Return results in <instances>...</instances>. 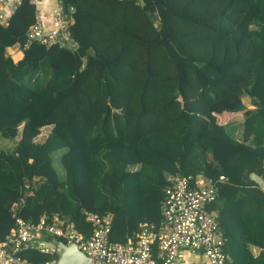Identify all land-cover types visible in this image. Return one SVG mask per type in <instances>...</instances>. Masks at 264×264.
Returning a JSON list of instances; mask_svg holds the SVG:
<instances>
[{
  "label": "trees",
  "instance_id": "16d2710c",
  "mask_svg": "<svg viewBox=\"0 0 264 264\" xmlns=\"http://www.w3.org/2000/svg\"><path fill=\"white\" fill-rule=\"evenodd\" d=\"M63 3L74 49L26 45L34 0L0 22V241L17 216L53 213L88 239L89 210L112 212L110 241L125 244L142 222L163 224L165 188L192 176L217 190L208 210L227 264H264V0ZM225 114L242 115L239 136ZM61 149L64 178L53 163Z\"/></svg>",
  "mask_w": 264,
  "mask_h": 264
},
{
  "label": "built area",
  "instance_id": "2783aa9c",
  "mask_svg": "<svg viewBox=\"0 0 264 264\" xmlns=\"http://www.w3.org/2000/svg\"><path fill=\"white\" fill-rule=\"evenodd\" d=\"M21 0H0V22L6 24ZM39 3L41 0H34ZM73 7H70L72 10ZM70 15L63 0H54V21L52 28H45L42 19L27 32L28 45L31 42L50 44L59 41L62 47L75 48L70 28ZM264 175V163H263ZM224 179V176L220 177ZM217 190L212 184H202L192 176H178L165 188L162 213L163 224L156 228L153 222L141 223L136 238L127 243H112L110 232L113 213L100 214L84 210L94 230L85 239L74 224H61L57 213L44 214L35 222L21 216L16 217V227L0 241V264H53L46 261L35 263L22 255L32 247L42 251H53L47 245L49 237L55 236L66 243H76L91 258L90 264H171L181 249L202 251L210 264H227L224 250L225 237L213 211L208 206L216 199ZM157 243L158 252L154 253Z\"/></svg>",
  "mask_w": 264,
  "mask_h": 264
},
{
  "label": "crops",
  "instance_id": "0c3cea01",
  "mask_svg": "<svg viewBox=\"0 0 264 264\" xmlns=\"http://www.w3.org/2000/svg\"><path fill=\"white\" fill-rule=\"evenodd\" d=\"M38 15L42 19L43 24L46 29L52 28L55 25L54 0H41L38 3ZM9 53L11 54L14 60H18L23 57L24 50L21 44L17 43L9 49ZM247 100L248 102H245V103L247 105H250V98L247 97ZM197 181L202 184L210 183L208 179L202 178V177L197 178ZM252 250H253V253L256 255L260 251L259 247H256V246H253ZM171 264H210V261L202 251L196 250V249L185 248V249L180 250L177 259Z\"/></svg>",
  "mask_w": 264,
  "mask_h": 264
},
{
  "label": "water",
  "instance_id": "95a60500",
  "mask_svg": "<svg viewBox=\"0 0 264 264\" xmlns=\"http://www.w3.org/2000/svg\"><path fill=\"white\" fill-rule=\"evenodd\" d=\"M257 182L264 188V178L255 176ZM47 245L57 254L58 258L53 264H90L91 258L85 254L74 242L66 243L55 236L49 237Z\"/></svg>",
  "mask_w": 264,
  "mask_h": 264
},
{
  "label": "rangeland",
  "instance_id": "374dc122",
  "mask_svg": "<svg viewBox=\"0 0 264 264\" xmlns=\"http://www.w3.org/2000/svg\"><path fill=\"white\" fill-rule=\"evenodd\" d=\"M247 100V96H244L243 97V101L244 102H248ZM249 108H253V105L251 104L250 102V105H248ZM221 122H223L224 124H226L228 126V128H234L235 129V133L237 136H239L238 132L237 131H240V123L242 122V115H231V114H225L222 116V119H221ZM233 125V126H230ZM43 136H40V139H42ZM13 142H8V145L10 147L13 146L12 144ZM65 149H61V150H58V151H55L53 153V163H54V166L59 174V176L61 178H64L65 177V169L63 167V164H62V161H61V156L62 154L64 153Z\"/></svg>",
  "mask_w": 264,
  "mask_h": 264
}]
</instances>
